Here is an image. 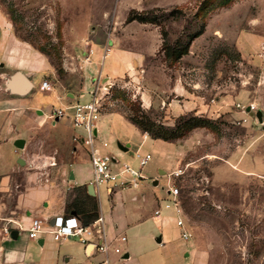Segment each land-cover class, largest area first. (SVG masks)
<instances>
[{
    "label": "rangeland",
    "instance_id": "obj_1",
    "mask_svg": "<svg viewBox=\"0 0 264 264\" xmlns=\"http://www.w3.org/2000/svg\"><path fill=\"white\" fill-rule=\"evenodd\" d=\"M129 1L0 0V10L16 40L46 59L43 80L52 90L40 94L44 109L58 108L56 93L78 97L84 64L95 45L101 46L103 56L126 51L139 58L138 66L130 62L129 76L112 79L111 87L100 91V113L132 116L176 131L169 142L176 147L175 163L161 171L157 186L146 181L140 212L149 215L168 197L169 188L176 187L183 222L197 249L205 253L204 264H262L264 68L243 60L234 44L251 20L264 19V0H190L183 5ZM133 9L152 12L158 25L127 23ZM199 30L185 55L176 62L165 60L161 33L167 35L165 44L179 48L187 43V35ZM33 81L37 86L39 78ZM175 82L181 89L173 93ZM88 93L80 103L91 100ZM144 96L152 102L149 107ZM240 96L261 112V121L255 112L244 115ZM172 101L174 108L169 109ZM49 126L47 122L45 129ZM46 146L45 157L56 162L49 168L56 170L67 149ZM145 151L153 161L160 159L159 152ZM132 165L136 167V161ZM28 168L44 171L38 165Z\"/></svg>",
    "mask_w": 264,
    "mask_h": 264
},
{
    "label": "crops",
    "instance_id": "obj_2",
    "mask_svg": "<svg viewBox=\"0 0 264 264\" xmlns=\"http://www.w3.org/2000/svg\"><path fill=\"white\" fill-rule=\"evenodd\" d=\"M141 1L164 5L190 3V0ZM136 2L138 0L128 3ZM256 21L251 20L239 32L234 45L243 60L264 68V19ZM131 54L120 51L103 56L101 46L95 45L89 61L84 64L78 97L55 92L58 108L66 109L67 115L53 123L47 117L53 107L44 109L40 95L50 91L39 88L48 71L46 59L16 40L0 10V264L205 263V253L197 249L191 238L188 241L181 238L180 221H184L183 216L180 219L172 210H164L160 217H154L153 212L162 206L161 203L149 215L140 212L139 202L146 201V181H150L152 187L158 185L161 171L171 169L175 163L176 147L145 136L122 114L100 113L95 146L99 152L109 151L120 162L132 167L133 161H136L134 168L140 170L142 180L137 188L92 187L90 194L92 171L87 148L72 140L74 136L81 135L72 125V106L83 98L86 91L92 98L97 79L106 86L114 78L125 74L129 76L130 62L136 66L140 63L139 58ZM15 73H21L30 83L31 88L24 95L12 94L6 89L7 80ZM37 78L39 83L35 86L33 80ZM180 84L174 83L173 93L180 91ZM179 97L174 96L176 99ZM239 98L245 101L244 115H250L248 106L252 103H246L250 101L244 96ZM227 100L228 96L222 101L220 109L225 108ZM173 102L169 104V109L174 108ZM143 103L149 107L152 102L144 96ZM47 122L49 129H45ZM46 144H57L59 148L67 149L64 158L57 162L56 170L49 168L56 162L45 157ZM118 145L126 149L122 150ZM145 149L159 152L160 159L153 161L151 155L150 161L140 169L134 155L146 152ZM32 150L36 152L32 154ZM30 154L33 156L29 157ZM31 165L41 166L44 171L29 172L27 169ZM100 189L109 208L106 211H103L99 201ZM152 195L155 196L154 192ZM90 200L95 202L98 216L104 222L109 242L107 254L97 252L92 246L84 247L75 238L54 241L50 234L57 217H76L83 223L82 215L76 210H84ZM32 220L41 222L35 239L28 238ZM121 237H125V241L122 242ZM114 248H118L120 253H115Z\"/></svg>",
    "mask_w": 264,
    "mask_h": 264
},
{
    "label": "built area",
    "instance_id": "obj_3",
    "mask_svg": "<svg viewBox=\"0 0 264 264\" xmlns=\"http://www.w3.org/2000/svg\"><path fill=\"white\" fill-rule=\"evenodd\" d=\"M90 58V57H89ZM86 59V62L89 61ZM110 84L104 86L99 79L94 83L92 98L85 103H75L72 106L71 120L74 128L81 129L82 134L73 137V142H80L87 148L89 163L92 171V179L90 184L97 189L100 186L119 187L121 189L137 188L142 180L140 170L132 167L128 163L120 162L112 153L105 151L99 152L95 146L96 139V125L100 115V91L110 88ZM39 88L43 91H51L52 87L48 81L43 80ZM249 112H255L256 108L250 104L248 106ZM67 115L64 108H53L47 117L53 123L61 117ZM147 136L146 134H144ZM106 147V144H103ZM137 160L138 167L143 168L151 159L149 152H136L134 155ZM179 172H175L177 177ZM168 197L163 200L162 206L154 210L153 216L158 218L162 211L172 210L180 219L183 216V209L178 197V189L176 187L169 188L167 192ZM40 220H32L28 229V238L35 239L38 237ZM181 238L188 241L191 238V233L186 229L183 221H180ZM50 234L54 241L63 239H77L84 247L92 246L97 252L107 254L109 251V242L107 241L104 222L101 217H98L89 225H84L81 220L76 217H57L54 219ZM120 240L125 241V237ZM115 253H120L118 248H114Z\"/></svg>",
    "mask_w": 264,
    "mask_h": 264
},
{
    "label": "trees",
    "instance_id": "obj_4",
    "mask_svg": "<svg viewBox=\"0 0 264 264\" xmlns=\"http://www.w3.org/2000/svg\"><path fill=\"white\" fill-rule=\"evenodd\" d=\"M126 22H137L139 24H154L158 25V18L156 16H152V12L150 11H136V10H130L128 12V15L126 17ZM201 34V30L197 31L196 33H193L191 35H187V43L179 48L176 46H170L165 44V40L167 38V35L165 33H161V37L163 40V54L164 58L168 62H176L179 60L183 55H185L188 52V47L190 42L198 37ZM126 119L133 124L135 127L139 129V131L142 134H146L150 139L152 140H162L164 142H170L175 139L176 131L175 130H169L164 128L163 126H155L154 124L148 122V121H138V119L132 117V116H126ZM183 209V208H182ZM76 213L82 215L83 224L88 225L92 222H94L99 216L97 212V206L94 201L90 200L89 204L87 205L84 210H76Z\"/></svg>",
    "mask_w": 264,
    "mask_h": 264
},
{
    "label": "water",
    "instance_id": "obj_5",
    "mask_svg": "<svg viewBox=\"0 0 264 264\" xmlns=\"http://www.w3.org/2000/svg\"><path fill=\"white\" fill-rule=\"evenodd\" d=\"M31 86L28 80L21 74L15 73L12 75L6 82V89L12 94L16 95H24L30 90ZM261 112L257 111L255 116L259 121H261ZM118 147L122 150H125L126 147H122L118 145ZM90 194H92V186L89 185Z\"/></svg>",
    "mask_w": 264,
    "mask_h": 264
}]
</instances>
